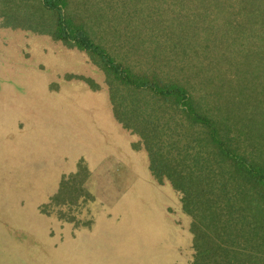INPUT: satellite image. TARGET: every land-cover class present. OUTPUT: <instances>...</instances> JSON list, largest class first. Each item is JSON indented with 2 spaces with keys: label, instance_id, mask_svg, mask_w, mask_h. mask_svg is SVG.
I'll return each instance as SVG.
<instances>
[{
  "label": "trees",
  "instance_id": "obj_1",
  "mask_svg": "<svg viewBox=\"0 0 264 264\" xmlns=\"http://www.w3.org/2000/svg\"><path fill=\"white\" fill-rule=\"evenodd\" d=\"M0 27L103 72L114 119L191 219V264H264V0H0ZM87 173L46 208L83 199Z\"/></svg>",
  "mask_w": 264,
  "mask_h": 264
},
{
  "label": "rangeland",
  "instance_id": "obj_2",
  "mask_svg": "<svg viewBox=\"0 0 264 264\" xmlns=\"http://www.w3.org/2000/svg\"><path fill=\"white\" fill-rule=\"evenodd\" d=\"M110 105L85 52L0 27V264H191L179 195ZM79 164L83 199L52 208Z\"/></svg>",
  "mask_w": 264,
  "mask_h": 264
},
{
  "label": "crops",
  "instance_id": "obj_3",
  "mask_svg": "<svg viewBox=\"0 0 264 264\" xmlns=\"http://www.w3.org/2000/svg\"><path fill=\"white\" fill-rule=\"evenodd\" d=\"M111 106V105H110ZM124 129V128H123ZM125 130V129H124ZM127 131V130H126Z\"/></svg>",
  "mask_w": 264,
  "mask_h": 264
}]
</instances>
